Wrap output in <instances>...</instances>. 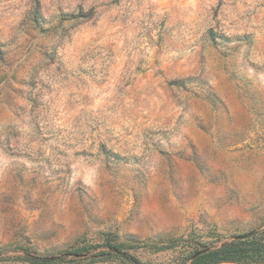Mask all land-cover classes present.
I'll use <instances>...</instances> for the list:
<instances>
[{"label":"rangeland","instance_id":"1","mask_svg":"<svg viewBox=\"0 0 264 264\" xmlns=\"http://www.w3.org/2000/svg\"><path fill=\"white\" fill-rule=\"evenodd\" d=\"M261 227L264 0H0V264Z\"/></svg>","mask_w":264,"mask_h":264},{"label":"trees","instance_id":"2","mask_svg":"<svg viewBox=\"0 0 264 264\" xmlns=\"http://www.w3.org/2000/svg\"><path fill=\"white\" fill-rule=\"evenodd\" d=\"M145 246H156V243H145ZM165 244V243H163ZM128 244L118 241H105L102 247L108 253L116 257L128 259L123 252ZM132 246V245H129ZM161 247H179L185 253V259L189 264H264V227L248 233L230 237L228 240L219 243L218 241H194L191 238L167 239L166 245ZM28 264H53L45 257L26 256L22 258Z\"/></svg>","mask_w":264,"mask_h":264}]
</instances>
